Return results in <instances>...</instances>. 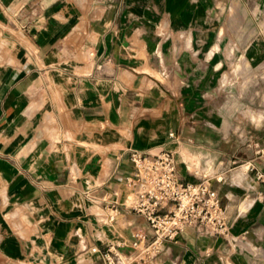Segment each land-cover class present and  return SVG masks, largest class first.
I'll return each instance as SVG.
<instances>
[{
	"label": "crops",
	"instance_id": "crops-1",
	"mask_svg": "<svg viewBox=\"0 0 264 264\" xmlns=\"http://www.w3.org/2000/svg\"><path fill=\"white\" fill-rule=\"evenodd\" d=\"M258 10L255 0H0V264H101L93 247L111 243L131 252L136 231L151 234L146 218L122 206L101 219L109 198L130 194V150L164 148L182 180L218 185L232 232L253 245L190 228L155 264H264V203L250 205L242 166L255 154L241 140L264 145L249 110L264 107Z\"/></svg>",
	"mask_w": 264,
	"mask_h": 264
},
{
	"label": "built area",
	"instance_id": "built-area-1",
	"mask_svg": "<svg viewBox=\"0 0 264 264\" xmlns=\"http://www.w3.org/2000/svg\"><path fill=\"white\" fill-rule=\"evenodd\" d=\"M259 71V79L254 86L264 83V61ZM259 94L260 91L256 90ZM254 114L250 107L252 120H264V107ZM174 137L173 132L170 133ZM244 145L254 154L242 163L249 176V187L253 189L250 205L264 203V145L248 135H242ZM133 173L127 177L130 194L124 200L109 198L102 222L112 223L120 214L122 206L128 207L146 218L151 234L142 230L134 233L131 252L123 250V243H111L105 248L93 247L101 252V264H155L157 255L163 251L168 241H177L188 229L214 237H224L235 250L242 251L252 246L248 232L235 235L229 223V213L213 180L206 175L199 181H184L178 172L176 153L164 148L157 152L130 150ZM259 159V161H258ZM259 162V163H258ZM220 180V178H216ZM244 244V247H243Z\"/></svg>",
	"mask_w": 264,
	"mask_h": 264
},
{
	"label": "rangeland",
	"instance_id": "rangeland-1",
	"mask_svg": "<svg viewBox=\"0 0 264 264\" xmlns=\"http://www.w3.org/2000/svg\"><path fill=\"white\" fill-rule=\"evenodd\" d=\"M255 5L259 6V16H258V24H255V42H264V0H255ZM256 69V68H255ZM261 71L259 70H255L254 72V76H255V80L259 79V76L261 75ZM254 114H256L257 112H260V106L259 105H254ZM264 113V112H263ZM262 137L257 138L256 140H261ZM218 186V185H217Z\"/></svg>",
	"mask_w": 264,
	"mask_h": 264
}]
</instances>
